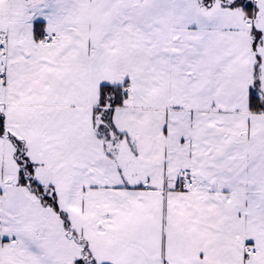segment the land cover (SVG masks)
<instances>
[{
  "label": "snow or ice",
  "instance_id": "snow-or-ice-1",
  "mask_svg": "<svg viewBox=\"0 0 264 264\" xmlns=\"http://www.w3.org/2000/svg\"><path fill=\"white\" fill-rule=\"evenodd\" d=\"M0 264H264V0H0Z\"/></svg>",
  "mask_w": 264,
  "mask_h": 264
}]
</instances>
